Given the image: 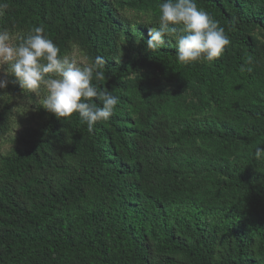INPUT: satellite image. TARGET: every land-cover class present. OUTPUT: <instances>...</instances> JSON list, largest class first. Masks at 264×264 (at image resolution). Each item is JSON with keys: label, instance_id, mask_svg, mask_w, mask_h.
<instances>
[{"label": "trees", "instance_id": "16d2710c", "mask_svg": "<svg viewBox=\"0 0 264 264\" xmlns=\"http://www.w3.org/2000/svg\"><path fill=\"white\" fill-rule=\"evenodd\" d=\"M162 2L0 0V29L42 25L61 55L76 46L88 63L104 57L106 78L93 83L119 97L92 132L40 106L38 123L0 152V264H264V159L253 157L264 146V68L250 36L264 0H195L230 40L211 62L181 64L166 42L116 62L122 40L146 46L152 25L137 22L151 13L155 24ZM142 68L197 102L134 81ZM10 113L6 99L0 141Z\"/></svg>", "mask_w": 264, "mask_h": 264}, {"label": "clouds", "instance_id": "9594fccd", "mask_svg": "<svg viewBox=\"0 0 264 264\" xmlns=\"http://www.w3.org/2000/svg\"><path fill=\"white\" fill-rule=\"evenodd\" d=\"M7 7L0 3V16L5 15ZM150 17L148 13L137 22L152 25L148 28L147 49H161L166 39L175 34L176 58L181 64L211 62L221 57L230 44L225 29L208 12L199 9L195 0H164L159 4L155 24ZM60 53L42 25L24 36H13L9 30L0 29V71L14 76L29 93H42L40 105L57 118H69L75 113L92 132L97 122L108 121L114 115L119 101V97L93 83L106 78L102 71L106 59L98 55L90 63L81 64ZM251 63L252 57L247 56L240 72L251 71L245 67ZM6 83L0 80V87ZM253 157L264 159V146H257Z\"/></svg>", "mask_w": 264, "mask_h": 264}, {"label": "rangeland", "instance_id": "374dc122", "mask_svg": "<svg viewBox=\"0 0 264 264\" xmlns=\"http://www.w3.org/2000/svg\"><path fill=\"white\" fill-rule=\"evenodd\" d=\"M179 27V26H177ZM16 36V34H13ZM251 39L254 47L258 53V60L253 65L256 69L264 68V20L259 25L254 27L250 32ZM150 37L148 36L147 39ZM166 43L175 46V34L166 39ZM116 51L113 55V59L116 62H131L135 60L148 49L144 46L142 36L138 35L133 37L131 41L122 40L118 46H115ZM73 60L78 61L81 64L88 63L82 51L73 46L69 53L66 54ZM205 60L192 62L193 64H200ZM6 67V65H5ZM143 78L153 83L155 86L159 84H165L166 89H173L178 91L184 96L186 103L197 102L195 96L191 94L189 90L180 88L176 83H167L162 79H159L154 71L142 68L139 72L131 75V78L136 81L138 78ZM0 80H6L7 83L4 87H0V104L4 100L8 99L11 110L10 130L7 135L0 141V152L6 151L13 143L16 142L20 134L28 127L35 126L38 123L37 109L40 107V101L42 99V93L40 96H35L34 93H29L27 90L22 89L19 83L12 75H6L0 71ZM156 89V88H154Z\"/></svg>", "mask_w": 264, "mask_h": 264}]
</instances>
